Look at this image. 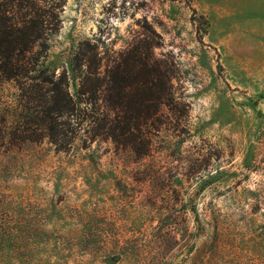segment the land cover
Listing matches in <instances>:
<instances>
[{
  "label": "rangeland",
  "instance_id": "374dc122",
  "mask_svg": "<svg viewBox=\"0 0 264 264\" xmlns=\"http://www.w3.org/2000/svg\"><path fill=\"white\" fill-rule=\"evenodd\" d=\"M64 3L49 74L157 34L177 127L56 151L0 82V264H264V0Z\"/></svg>",
  "mask_w": 264,
  "mask_h": 264
},
{
  "label": "trees",
  "instance_id": "16d2710c",
  "mask_svg": "<svg viewBox=\"0 0 264 264\" xmlns=\"http://www.w3.org/2000/svg\"><path fill=\"white\" fill-rule=\"evenodd\" d=\"M64 6V0H0V82L13 83L23 102L36 103L26 110L27 119L45 124L56 151H68L82 132L86 142H110L146 155L150 141L142 138L143 128L150 134L162 125L177 127L170 120L178 112L173 62L153 52L160 37L150 34L142 48L128 46L105 62L97 54L76 59L74 84L68 71L49 74L44 65Z\"/></svg>",
  "mask_w": 264,
  "mask_h": 264
}]
</instances>
